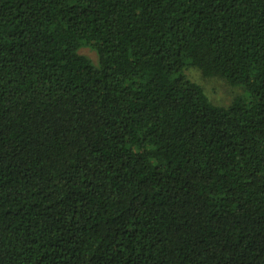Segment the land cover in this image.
Here are the masks:
<instances>
[{
	"label": "trees",
	"instance_id": "obj_1",
	"mask_svg": "<svg viewBox=\"0 0 264 264\" xmlns=\"http://www.w3.org/2000/svg\"><path fill=\"white\" fill-rule=\"evenodd\" d=\"M0 264H264V0H0Z\"/></svg>",
	"mask_w": 264,
	"mask_h": 264
},
{
	"label": "rangeland",
	"instance_id": "obj_2",
	"mask_svg": "<svg viewBox=\"0 0 264 264\" xmlns=\"http://www.w3.org/2000/svg\"><path fill=\"white\" fill-rule=\"evenodd\" d=\"M81 53L87 55L93 60V62H98V54L95 50L84 47L81 49ZM190 75L192 79L198 81L204 88L206 93L210 96L213 102L217 105L227 106L229 105L238 95L244 93L242 87H236L230 85L222 77H205L198 69H191Z\"/></svg>",
	"mask_w": 264,
	"mask_h": 264
}]
</instances>
